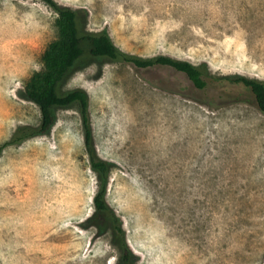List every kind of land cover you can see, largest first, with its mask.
<instances>
[{"label":"rangeland","instance_id":"1","mask_svg":"<svg viewBox=\"0 0 264 264\" xmlns=\"http://www.w3.org/2000/svg\"><path fill=\"white\" fill-rule=\"evenodd\" d=\"M56 1L128 54L264 81V0ZM56 18L42 0H0V146L40 124L22 94ZM216 87L88 51L59 87L89 95L97 153L114 164L107 200L137 264H264V113L248 89ZM96 192L81 113L59 109L49 135L0 155V264H117L111 235L82 227Z\"/></svg>","mask_w":264,"mask_h":264},{"label":"trees","instance_id":"2","mask_svg":"<svg viewBox=\"0 0 264 264\" xmlns=\"http://www.w3.org/2000/svg\"><path fill=\"white\" fill-rule=\"evenodd\" d=\"M57 13L55 26L57 38L42 55L43 69L36 71L25 85L22 96L35 103L41 113L38 126L21 125L11 138L0 146V155L5 148L20 144L28 139L49 135L58 122V110L77 107L81 113L85 149L90 168L97 179V192L94 196V213L82 223L84 228H95L99 234H110L112 245L118 250L117 264H137L138 255L127 239L122 218L107 200L108 187L114 164L101 158L94 143L93 129L89 112V95L83 89H75L60 94L59 87L71 70L88 51L94 57L109 58L130 63L141 69L169 67L184 73L193 85L206 91L216 85L248 89L257 107L264 113V81L244 76H214L205 67L169 56L142 58L122 51L112 40L109 32L90 33L86 31L88 12L63 6L56 0H42ZM207 96V95H206ZM206 102H214L212 97H204Z\"/></svg>","mask_w":264,"mask_h":264}]
</instances>
